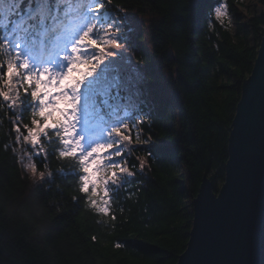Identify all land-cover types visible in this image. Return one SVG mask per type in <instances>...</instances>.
<instances>
[{"label":"trees","instance_id":"1","mask_svg":"<svg viewBox=\"0 0 264 264\" xmlns=\"http://www.w3.org/2000/svg\"><path fill=\"white\" fill-rule=\"evenodd\" d=\"M234 2L225 0L228 7ZM216 4L112 0L109 5L125 10L137 26L133 59L146 75L150 69L157 76L153 82L147 75L153 89L146 93L155 104L145 109L150 118L138 129L151 141L137 144L133 132L125 155L137 176L116 193V221L73 201L79 194L68 161L50 158L53 177L39 182L19 162V146L0 115V264H176L189 239L192 201L202 179H209L215 194L224 181L229 131L264 34V12L236 23L232 34L213 23L209 14ZM28 119L25 114L24 122ZM6 145L17 152L6 151ZM141 147L152 152L142 173L138 158L147 152L131 151ZM117 241L122 247H115Z\"/></svg>","mask_w":264,"mask_h":264},{"label":"snow or ice","instance_id":"2","mask_svg":"<svg viewBox=\"0 0 264 264\" xmlns=\"http://www.w3.org/2000/svg\"><path fill=\"white\" fill-rule=\"evenodd\" d=\"M111 3L0 0V115L25 169L46 182L50 158L68 161L79 194L73 201L114 222L116 193L137 176L125 151L133 132L137 144L150 143L138 129L152 104L143 87L148 77L132 55L135 28L126 12L108 9ZM209 15L222 25L229 16L224 0ZM131 151L147 152L138 158L142 173L151 149Z\"/></svg>","mask_w":264,"mask_h":264},{"label":"water","instance_id":"3","mask_svg":"<svg viewBox=\"0 0 264 264\" xmlns=\"http://www.w3.org/2000/svg\"><path fill=\"white\" fill-rule=\"evenodd\" d=\"M217 194L207 177L192 201L187 247L176 264H264V35L244 81Z\"/></svg>","mask_w":264,"mask_h":264},{"label":"rangeland","instance_id":"4","mask_svg":"<svg viewBox=\"0 0 264 264\" xmlns=\"http://www.w3.org/2000/svg\"><path fill=\"white\" fill-rule=\"evenodd\" d=\"M260 1H262V0H238V2H234L230 7H228L229 16L225 17L222 26H228L230 32L233 34L235 27H236V23H243L245 17H247V16H249V17L258 16L260 13L264 12V7ZM231 8H233V11H231ZM219 24L221 25V23H219ZM262 29L264 31V27ZM142 70L145 72L144 69H142ZM148 70L149 71H148L147 75H148V77H150V80L152 79L151 76L153 75V77H154L153 80L157 81L156 74H152L153 72L150 69H148ZM149 85H150L149 82H145V86H143V87H146ZM227 147H228V144H227ZM24 160H25V162H27L26 158H24ZM224 170H225V168H224ZM224 178H225V176H224ZM221 185H219V187ZM186 247H187V245H186Z\"/></svg>","mask_w":264,"mask_h":264},{"label":"bare ground","instance_id":"5","mask_svg":"<svg viewBox=\"0 0 264 264\" xmlns=\"http://www.w3.org/2000/svg\"><path fill=\"white\" fill-rule=\"evenodd\" d=\"M151 78H152V76H151ZM152 96L154 97V96H156V94L155 93H152Z\"/></svg>","mask_w":264,"mask_h":264}]
</instances>
